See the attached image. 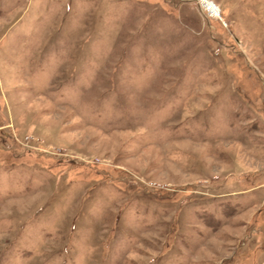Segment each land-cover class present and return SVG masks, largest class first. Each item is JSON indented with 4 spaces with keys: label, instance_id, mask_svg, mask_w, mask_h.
Returning a JSON list of instances; mask_svg holds the SVG:
<instances>
[{
    "label": "rangeland",
    "instance_id": "374dc122",
    "mask_svg": "<svg viewBox=\"0 0 264 264\" xmlns=\"http://www.w3.org/2000/svg\"><path fill=\"white\" fill-rule=\"evenodd\" d=\"M207 1L0 0V264H264V0Z\"/></svg>",
    "mask_w": 264,
    "mask_h": 264
},
{
    "label": "bare ground",
    "instance_id": "6f19581e",
    "mask_svg": "<svg viewBox=\"0 0 264 264\" xmlns=\"http://www.w3.org/2000/svg\"><path fill=\"white\" fill-rule=\"evenodd\" d=\"M200 2L208 12H210L212 15L217 16L216 9H214L213 5H211L207 0H200Z\"/></svg>",
    "mask_w": 264,
    "mask_h": 264
},
{
    "label": "built area",
    "instance_id": "2783aa9c",
    "mask_svg": "<svg viewBox=\"0 0 264 264\" xmlns=\"http://www.w3.org/2000/svg\"><path fill=\"white\" fill-rule=\"evenodd\" d=\"M198 6H203L200 0H193Z\"/></svg>",
    "mask_w": 264,
    "mask_h": 264
}]
</instances>
